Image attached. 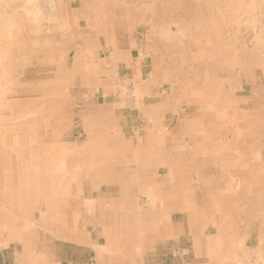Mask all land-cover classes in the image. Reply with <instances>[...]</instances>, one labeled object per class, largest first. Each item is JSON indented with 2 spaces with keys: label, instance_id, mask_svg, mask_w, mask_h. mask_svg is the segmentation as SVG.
Listing matches in <instances>:
<instances>
[{
  "label": "crops",
  "instance_id": "1",
  "mask_svg": "<svg viewBox=\"0 0 264 264\" xmlns=\"http://www.w3.org/2000/svg\"><path fill=\"white\" fill-rule=\"evenodd\" d=\"M191 4L184 7L183 18L177 19V32L171 29L159 41L161 54L153 60L165 73L156 70L155 77L159 74L172 81L176 99L182 103L184 94L193 96L189 103L196 112L170 121L168 102H162L165 97H159L151 83L137 88L141 100L121 103L114 96V101H105L107 95L118 92L115 87L109 88L117 83L108 66L115 65L120 72L119 64L124 63L123 69L129 70L131 78L136 74L143 78L140 68L145 63L135 24L126 26L129 19L123 21L117 16L119 12L104 8L95 31L85 35L80 30V21L85 18L81 8L73 16H79L76 30L61 36L57 29L65 31L70 26L68 13H72L63 5L50 8L49 16L59 14L65 19L61 20L63 27L49 17L45 22L49 36L42 45L47 46L48 55L47 63L42 60V69L46 64L44 71L63 75L61 62H55L56 47L60 46L59 54L64 59H69L76 47L79 60L71 70L74 76L94 66L95 75L111 78L104 83L99 78L104 99L99 108L91 88L82 87L78 92L84 106L95 110L81 120L86 137L79 151L66 148L62 154L49 153L44 158L29 151L31 172L18 166L25 153L16 159L10 172L4 171L14 177L0 176L1 195L6 198L0 199V228L27 244L22 253H15V262L0 264H163V256L179 255L180 250L181 255L192 251L191 264H239L233 262L239 255H264V11L260 8L254 17L246 0H191ZM8 5L0 12L2 20L12 24L15 16L13 23L17 26L22 6L14 0ZM165 10L168 15L169 10ZM88 36L91 38L86 39ZM102 44L105 51L99 48ZM15 45L16 54L21 56L20 45ZM3 47L0 70L5 74L6 61L14 48L11 44L9 49ZM16 71L21 77L22 70ZM67 75L73 78L72 73ZM240 90L243 102L237 99ZM140 111L153 113L140 123ZM229 111H238L240 116L243 111V118L236 114L229 117ZM35 164L55 165L54 184L35 169ZM8 179L15 182L13 186L3 185ZM19 180L30 184L41 181L57 193L63 191L53 204L56 214L45 218L37 210L36 217L33 211L40 200L36 203L27 193L28 186L18 185ZM90 200L96 205L83 210V204ZM251 206L252 211L243 214V207ZM28 210L30 214H25ZM41 222L47 226L43 233L48 242L44 243ZM25 223H35L36 231L27 232ZM89 227L95 232L94 241L87 232ZM251 239L256 240L252 246ZM170 243L176 246L171 248ZM8 248L2 249L1 258ZM161 250L167 252L163 255Z\"/></svg>",
  "mask_w": 264,
  "mask_h": 264
},
{
  "label": "rangeland",
  "instance_id": "2",
  "mask_svg": "<svg viewBox=\"0 0 264 264\" xmlns=\"http://www.w3.org/2000/svg\"><path fill=\"white\" fill-rule=\"evenodd\" d=\"M8 3L9 0H0V12L5 7L9 6ZM14 4H21L22 6V9L18 11V13L22 12L23 15H18L17 26L15 23H13V21L15 20V16L11 18L12 24H10L9 22L4 24L6 21L2 20L4 19V17L0 15L1 48L4 45L3 48H5L6 46L9 49L10 44L11 47L14 48V46L16 47L15 44L18 43L20 45L19 49H21L22 52L20 56L19 54H16L15 48L12 49V51H10L11 53H9V58L6 61V73L3 74V72L0 70V78H2V88L0 87V176H2V178L7 179L9 177H14L13 175L8 176L4 173V171L6 170L7 172H10L12 166H16V159L21 157V155L25 153L27 156L23 155V161L19 162L18 166L24 167V169L28 168V170L31 172L33 166L29 164V151L34 152V154H43L44 158V156L50 155L49 153L62 154V151L64 149L66 150V148L68 151L69 148L70 150H80L79 148L83 146L84 139L86 137L84 133V131L86 130V126L82 124L81 120L85 117L88 118L86 114H88L89 112L92 114L95 113V110H90L91 108L85 107V101L83 97L80 95L78 96V92H80V89L82 87L91 88L93 93L96 92L95 104L98 105V108L101 107L102 103L104 102V99L101 95V92L103 90L98 83L99 78L101 81H103L102 83H104L107 78L111 77H108V75L104 78L103 75H95V71H93L94 66L89 69H86L85 67L86 70L84 69V71L82 72L78 71L74 76V73L71 72V70L74 68L75 62L79 60L76 47L69 53V59L67 56L65 59L63 56L61 57L58 50L60 46L56 47L57 50L55 62L56 64L61 62V66L64 69H62L63 75H57L58 72H56V75H54V72L49 71V69H46L47 71H44L46 68V64L44 66V70L42 69V60H44L48 55L47 46L42 45L47 39V36H49V34L47 33L45 22L49 17L51 19H54L56 23L60 22L59 26L63 27V25H61V20L65 19L64 15L59 14L49 16L51 12L50 8L53 5L58 6V8L59 6L63 5L67 8L68 12L70 11L72 13V15L68 13V21L70 26L67 25L65 31L63 29H57V33H59L61 36H68L71 34V32L73 33L76 30V19L79 16L76 15L75 19L73 16L81 8H84L85 10V18H82V20L80 21V30L85 35H91V33L95 31L94 28L96 29V27L99 25L98 17H102V13L105 11V9L119 12L117 16L122 18L123 21L129 19V23L126 24V26L131 27L132 24H135L137 30L135 34L137 39L139 40V48H141V50L143 51L142 61L143 63H145L143 64L144 66L140 68L141 71L144 70L143 78L139 79V74H136L135 78H131L128 73L129 70L123 69V66H126V64L124 63L119 64V67H121L120 72L117 71L115 65L113 67L111 66L110 68L108 66L109 74L114 79V82L117 83L116 85H113L109 88L112 89L113 87H115L118 92H116L117 95H112L111 97L107 95V100H105L107 103L110 102V99L114 101V96L116 97L115 99L119 100V102L121 103H132L135 102V100H141L137 88L140 85L145 86L151 83L155 87V91L157 92V94H159L158 96L165 97L162 102H168L169 109L167 113V120H176L178 118H182L183 116H187L196 112L195 106L192 103H189V101L192 102L193 96H191L190 94H184V99L181 103L179 98L176 99L178 95L174 92L175 86H171L172 81L169 80V78H161L159 74L161 73V75H164L165 73H162V69L158 64H153V60L155 58H158L161 54L159 41H161L166 33L171 29L172 33L177 32L174 27L177 19H179V17L181 19L183 18V9L184 7H189L192 5L191 0H14ZM246 4L248 5V9H253V16L255 12L260 8H263L264 11V1L246 0ZM165 9L169 10L168 15L167 13H165ZM176 9H178L177 14ZM160 11H162V13H160ZM130 13L132 14V17H129ZM170 13H173V15L171 16ZM245 17L247 18V16ZM22 20L23 24H20V21ZM77 33L81 34V32L78 31ZM6 36L7 39H9L10 37V39H13V41H11L10 39L6 40ZM56 37L58 38L59 36ZM90 38L91 36H88L86 39ZM36 42H38V46H35ZM156 46L158 47V50ZM99 48L104 51L106 50V47H104L103 44ZM65 60L68 61L65 62ZM38 62H40V64ZM45 63H47V58L45 59ZM88 64L86 63L85 66H88ZM139 67L140 66H137L136 70H138ZM18 69L22 70V73H20V75H22L21 77H18L16 71ZM156 70L159 73V77L157 78L155 77ZM70 73H72L73 78H70L67 75ZM5 75L6 79L3 81V77ZM18 79L21 80L18 82ZM48 81H50L49 84L51 88H48ZM109 81L111 80H108V82ZM65 86L68 89L62 90V88H65ZM227 89L228 87H226V90ZM61 90L62 94H60ZM67 90L69 92V95H66ZM242 93L243 91L240 90L239 96L236 97L237 99L241 98L243 102ZM54 94L56 95L54 96ZM54 97L56 99L53 102L52 98ZM67 97L69 98V101L67 100ZM89 98H92V94L89 95ZM48 99L50 100L48 101ZM186 102H188L189 105H186ZM48 103H50L49 106H47ZM2 107H7V109L1 110ZM97 112L99 113L100 110H98ZM104 113L105 111L103 112V115ZM139 113H141V116L139 117L141 123L142 120L149 118L150 114L153 113V111H150L147 114L142 111H140ZM229 113V117H231L232 114H236L237 116H239V118H243V111L241 116L238 111H229ZM216 117L217 116H215V119ZM21 119H23V121H21ZM48 122L50 125L49 127L47 126ZM33 123L37 126H34ZM59 136L63 141H58L59 139L57 137ZM42 161L43 160H41V162ZM69 162H67L66 164L69 165ZM8 164L9 166L7 167L6 165ZM75 164L77 165V163ZM262 167L261 169L264 170V166ZM35 169H37L41 174L45 175L43 177H47L51 182L50 184H54L53 181L55 180L56 176L54 173L57 171V168H55L54 164H49L48 166L44 167L37 165ZM259 177L260 176L255 177L256 180ZM2 178L0 177V180ZM40 182L30 184L25 180H19L18 185L23 187L28 186L27 193L31 194V196L35 198L36 203H38L40 200V205L39 207L34 208V213L37 210L40 214L41 210H50V212H52L51 210L53 209L54 202L57 201L58 195L63 194V191L57 193L54 187L47 188L46 185H44L45 183L43 184L41 182V184ZM257 182H259V179L257 180ZM14 183L15 182L13 180L8 179L7 183L5 181L3 182V185L9 186L11 184L10 186H13ZM253 194H256V192H253ZM1 198L6 199L1 195L0 191V199ZM142 199V197L138 199L140 203ZM90 201H87L85 204H83V210L92 209L96 205V202H92L94 200ZM235 201L236 200H233V203ZM246 208L247 209L243 207V214L252 211V206ZM58 209L62 210L60 213H64L62 207H59ZM29 210L25 211V214H30ZM39 213L36 212L35 216L38 217ZM9 225H12L13 227L15 226V224ZM45 225V223H40V226L42 227L40 231L42 243L48 242V240H44L45 233L43 232L44 228L47 227ZM24 226L28 228L27 232L31 231L32 229L36 231L34 227L35 223H25ZM184 226L188 228L189 225L185 223ZM201 229L203 230V228ZM0 232H3V238L0 239V252L3 251L2 249L4 247L9 246L8 249L4 250L7 251L6 254L4 253V258H1L0 256V262H15V253L19 254L23 252L24 247L27 245L25 244L26 241L24 240L22 242L20 238H14L9 231H4L1 228ZM87 232L91 234V236L93 237V241L96 240V235L93 231V228L89 227ZM8 235L10 236V238H7ZM255 241V239L249 240L250 245L252 246ZM241 243H244L243 238L241 240ZM173 245L174 247L176 246V244L173 243H170L169 246L172 248ZM185 246L186 242L184 244V248H186L185 250H187V247ZM164 247L166 246H159V248ZM166 252L167 250H161V253L163 255ZM182 252L183 251L180 250L179 255H165L162 257L163 260L160 261L163 262V264L193 263L194 256L192 254V251L181 255ZM233 262H237L239 264H243V262L245 264H264V255H259V253L250 254L248 256L239 255L237 256V259H233Z\"/></svg>",
  "mask_w": 264,
  "mask_h": 264
},
{
  "label": "bare ground",
  "instance_id": "3",
  "mask_svg": "<svg viewBox=\"0 0 264 264\" xmlns=\"http://www.w3.org/2000/svg\"><path fill=\"white\" fill-rule=\"evenodd\" d=\"M49 78V77H48ZM23 79V78H22ZM21 80V79H20ZM19 80V81H20ZM24 85V84H23ZM4 86V85H3ZM18 86V85H17ZM6 88V87H5ZM213 92V91H212ZM5 93V92H4ZM7 109V107L5 108V107H2V109L1 110H6ZM24 109V108H23ZM18 110V109H17ZM21 121H23V119H21ZM34 122V121H33ZM34 124V123H33ZM36 124H34V126H35ZM37 126V125H36ZM47 126L49 127L50 125H49V122L47 123ZM11 128V127H10ZM19 142V141H18ZM38 156V155H37ZM36 160V159H35ZM6 164V163H5ZM3 165V164H2ZM2 169H3V167H2ZM51 171H52V167H51ZM49 172V171H48ZM53 173V172H52ZM223 185V184H222ZM44 208V207H43ZM51 209V208H50ZM52 212H50V210H41V215L43 216V217H45V218H48V217H50V216H53L54 214H56L55 213V210H51ZM69 218V217H68ZM60 219V218H59ZM62 222V221H61ZM66 223V222H65ZM224 223V222H223Z\"/></svg>",
  "mask_w": 264,
  "mask_h": 264
}]
</instances>
